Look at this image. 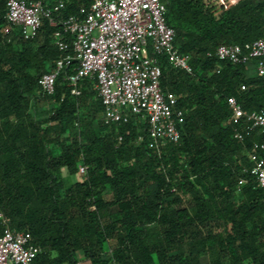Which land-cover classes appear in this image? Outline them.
<instances>
[{
    "label": "trees",
    "instance_id": "16d2710c",
    "mask_svg": "<svg viewBox=\"0 0 264 264\" xmlns=\"http://www.w3.org/2000/svg\"><path fill=\"white\" fill-rule=\"evenodd\" d=\"M25 1H62L61 18L90 6ZM160 2L192 73L158 57L160 88L175 97L183 121L179 142L156 149L139 116L103 123L94 80L71 94L75 61L54 94H44L38 80L72 55V38L43 20L24 40L0 0V236L6 227L29 233L41 249L35 264H264V190L246 172L264 130L227 123L229 98L264 112V75L215 57L221 45L246 51L263 35L264 0ZM253 63L264 67V58Z\"/></svg>",
    "mask_w": 264,
    "mask_h": 264
},
{
    "label": "built area",
    "instance_id": "2783aa9c",
    "mask_svg": "<svg viewBox=\"0 0 264 264\" xmlns=\"http://www.w3.org/2000/svg\"><path fill=\"white\" fill-rule=\"evenodd\" d=\"M225 5L226 0H213ZM64 2L44 6L40 1L6 0L5 20L17 27L24 40L33 39L47 20L51 26L60 25L63 34L71 36L72 55L54 62L52 70L38 80L46 95L55 92L57 78L72 62H77L74 75L68 77L71 94L79 96V82L95 81L94 89L103 111L104 124L127 123L130 115L147 120L148 134L156 149L180 140L179 125L182 112L175 109L176 99L160 88L159 56L188 74L192 73L190 59L174 46L175 33L165 22V7L160 0H90L89 9L81 8L78 15L59 17ZM59 51L68 45L57 38ZM220 62L253 65L263 76L264 67L254 60L264 58V33L243 51L237 45H221L215 51ZM230 109L228 124H250V130H264V112H245L234 98L227 100ZM234 138L243 141V133ZM264 144H254L248 153L251 163L246 171L259 188L264 190ZM85 167L78 166L77 176H83ZM238 181V187L245 183ZM40 247L32 242L27 232L5 228L0 236V264H35Z\"/></svg>",
    "mask_w": 264,
    "mask_h": 264
},
{
    "label": "rangeland",
    "instance_id": "374dc122",
    "mask_svg": "<svg viewBox=\"0 0 264 264\" xmlns=\"http://www.w3.org/2000/svg\"><path fill=\"white\" fill-rule=\"evenodd\" d=\"M104 197L106 200H110L111 199V194L109 191H106L105 194H104Z\"/></svg>",
    "mask_w": 264,
    "mask_h": 264
},
{
    "label": "crops",
    "instance_id": "0c3cea01",
    "mask_svg": "<svg viewBox=\"0 0 264 264\" xmlns=\"http://www.w3.org/2000/svg\"><path fill=\"white\" fill-rule=\"evenodd\" d=\"M248 70H250L251 72H254V69H253V65H252V64H250V65L248 66Z\"/></svg>",
    "mask_w": 264,
    "mask_h": 264
}]
</instances>
